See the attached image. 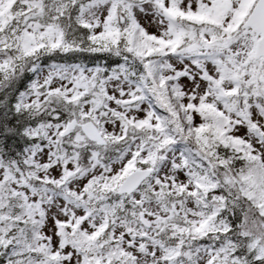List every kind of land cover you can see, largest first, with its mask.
I'll list each match as a JSON object with an SVG mask.
<instances>
[{
    "label": "snow or ice",
    "instance_id": "obj_1",
    "mask_svg": "<svg viewBox=\"0 0 264 264\" xmlns=\"http://www.w3.org/2000/svg\"><path fill=\"white\" fill-rule=\"evenodd\" d=\"M0 264H264V0H0Z\"/></svg>",
    "mask_w": 264,
    "mask_h": 264
}]
</instances>
